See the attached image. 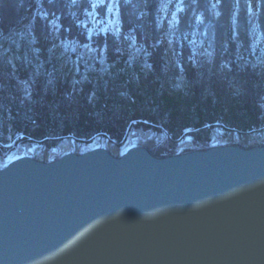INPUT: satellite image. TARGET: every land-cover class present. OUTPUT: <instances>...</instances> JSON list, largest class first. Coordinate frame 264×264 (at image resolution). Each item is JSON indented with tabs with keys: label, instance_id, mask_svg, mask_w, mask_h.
<instances>
[{
	"label": "trees",
	"instance_id": "obj_1",
	"mask_svg": "<svg viewBox=\"0 0 264 264\" xmlns=\"http://www.w3.org/2000/svg\"><path fill=\"white\" fill-rule=\"evenodd\" d=\"M258 1L249 16V0H238L230 40L235 0H0V47L12 37L22 79L40 73L26 98L13 80L1 79V111L13 138L42 143L103 132L120 140L132 122L177 136L189 130L195 139L216 124L264 129V0ZM31 16L18 46L15 28ZM74 59L76 81L70 83L65 65V78L48 85L42 74H60ZM69 95L79 106L68 104ZM123 97L128 106L115 112Z\"/></svg>",
	"mask_w": 264,
	"mask_h": 264
},
{
	"label": "water",
	"instance_id": "obj_2",
	"mask_svg": "<svg viewBox=\"0 0 264 264\" xmlns=\"http://www.w3.org/2000/svg\"><path fill=\"white\" fill-rule=\"evenodd\" d=\"M0 264H264V144L16 157L0 166Z\"/></svg>",
	"mask_w": 264,
	"mask_h": 264
},
{
	"label": "rangeland",
	"instance_id": "obj_3",
	"mask_svg": "<svg viewBox=\"0 0 264 264\" xmlns=\"http://www.w3.org/2000/svg\"><path fill=\"white\" fill-rule=\"evenodd\" d=\"M258 9H259L258 1L249 0V8H248L249 16H252L253 14L257 13ZM33 20L34 17L32 16L31 18L24 19L20 22L19 26L15 28V31L18 32L17 34L14 35L16 37L17 40L16 42L18 43V46L20 42H22L21 39L23 40L24 33H26L29 27H31V23ZM231 22H233V27H234V15H232ZM235 34L236 31L233 35V39ZM260 36L262 35L260 34ZM167 37H168L167 35L162 36L164 42H166ZM11 38L8 39V41L3 46L0 47L1 49L0 65L3 64L2 65L3 68L7 70L6 72H3L4 70H1L2 68L0 69V91L4 89L1 79L3 80L5 79L7 84L10 83L11 80H13V83L15 85H18V87L23 91L22 97L26 98L28 97V94L31 91L32 85L34 83L36 84L37 81L35 79L36 76L38 78L40 73L35 72L34 75H32L33 79H31V81L22 79L21 75L17 72L22 62L21 56L17 51L21 49L17 47L16 50L17 49L18 50L17 51L15 50V55H14L13 51L11 50L12 47ZM233 39L230 38V40ZM23 47L24 49H27V51H24L25 52L24 60L25 62L29 63L32 59L31 50L25 44L23 45ZM68 55L71 57V52H69ZM172 64L176 66L174 62H172ZM65 65H68V71L70 72L69 73L70 83L73 84L76 81L75 78L79 70V62L76 59H74L69 61L68 64H65V62H63L62 72H60V74H56V75L55 73L51 75L42 74L43 77L48 78V80H46L48 85L55 83L56 78H61V79L65 78L66 76V72L64 68ZM35 70L38 71L39 68L36 67ZM2 97L0 100H3ZM7 98L12 99L10 98V94H8ZM67 101L69 105H74V107L79 106L77 97L74 96L72 97L69 95L67 97ZM119 103L120 104L115 107V112L118 113H120V109H123V107L126 108L128 106L127 104L128 100L123 97L120 99ZM229 105H230L229 108L234 113L235 112L237 113V109L235 107L234 101L231 100ZM1 106H0V166L22 155H31L38 159L50 160L66 152H70V151L81 152L98 146L110 147V149L114 151L115 154H120L122 151H124L125 149L129 148L132 145L143 143V145L148 146L156 155L166 156L169 154L179 153L187 150L206 148L216 144H238L246 147H252V146L264 144V129L242 131L237 127L231 126V128H229L226 126L216 124V126L209 128V130L208 129L204 130V132L201 133L200 136L197 137V139H195L188 134L190 133L189 130L185 131L184 135L181 136L180 134L179 136H177L173 132L166 131L165 127L161 125H152V127H150L147 130L142 126H139L140 124H138L137 122L131 123L130 130L128 131L125 130L124 137L120 140L118 139L115 140V138L113 139L112 137L104 134L103 132H100L96 134L92 139H87L85 137H79V136L78 138L76 136H68V137H62L61 140L59 141H54L53 139H46L45 141H42V143H37L35 141L32 143L29 142L22 143L20 142L22 140V136L13 138L12 136L13 130H11L12 124L9 123V120L5 118L6 116L2 114ZM5 112H8V109H5ZM143 124L147 125V122H143ZM207 130L208 132L205 133V131ZM3 138L5 139V141ZM36 148H39L38 152H34Z\"/></svg>",
	"mask_w": 264,
	"mask_h": 264
},
{
	"label": "bare ground",
	"instance_id": "obj_4",
	"mask_svg": "<svg viewBox=\"0 0 264 264\" xmlns=\"http://www.w3.org/2000/svg\"><path fill=\"white\" fill-rule=\"evenodd\" d=\"M136 145H143V143L136 144ZM143 146H145V145H143ZM108 149H109V150H110L112 153H114V154H115V152H114V151H112V150L110 149V147H108ZM38 151H39V148H36L34 152H38ZM32 157H34V156H32ZM34 158H36V157H34Z\"/></svg>",
	"mask_w": 264,
	"mask_h": 264
},
{
	"label": "snow or ice",
	"instance_id": "obj_5",
	"mask_svg": "<svg viewBox=\"0 0 264 264\" xmlns=\"http://www.w3.org/2000/svg\"><path fill=\"white\" fill-rule=\"evenodd\" d=\"M95 6V5H94ZM109 10H111V9H109Z\"/></svg>",
	"mask_w": 264,
	"mask_h": 264
}]
</instances>
